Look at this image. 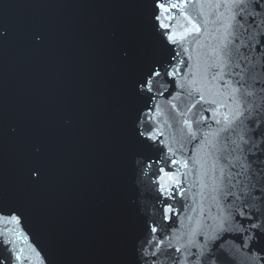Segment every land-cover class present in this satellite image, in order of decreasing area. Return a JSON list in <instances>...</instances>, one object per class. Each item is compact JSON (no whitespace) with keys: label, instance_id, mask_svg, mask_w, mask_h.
I'll return each mask as SVG.
<instances>
[{"label":"water","instance_id":"water-1","mask_svg":"<svg viewBox=\"0 0 264 264\" xmlns=\"http://www.w3.org/2000/svg\"><path fill=\"white\" fill-rule=\"evenodd\" d=\"M0 264H264V0H0Z\"/></svg>","mask_w":264,"mask_h":264},{"label":"snow or ice","instance_id":"snow-or-ice-1","mask_svg":"<svg viewBox=\"0 0 264 264\" xmlns=\"http://www.w3.org/2000/svg\"><path fill=\"white\" fill-rule=\"evenodd\" d=\"M231 2H232V3H236V4H242V3H245V0H231ZM161 7H162V5H161ZM173 7H175V5H173ZM157 19H159V17H157ZM162 27H166V26H165V25H162ZM197 31H198V29H197ZM167 38H168L169 41H173V37H172L171 35H168ZM158 75H160V73H159V72H156V71H153V72L149 73V78H148V80L142 82V84H145V85L151 84V78H152V76H158ZM147 91L151 92V91H152V88H151V87H148V88H147ZM240 214L243 216V212H241ZM11 219H12V220H16L17 217H16L15 215H13V216L11 217ZM249 219H250V217H249ZM251 227L254 228V229H257V228L260 227V225H258V224H256V223H253V224L251 225ZM251 239H252L251 236L248 237V240L245 242V247L248 246V243H249V241H251ZM251 259H256V257H251Z\"/></svg>","mask_w":264,"mask_h":264}]
</instances>
